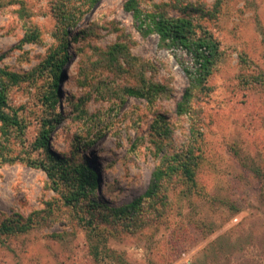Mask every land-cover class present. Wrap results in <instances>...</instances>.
<instances>
[{"label": "rangeland", "instance_id": "1", "mask_svg": "<svg viewBox=\"0 0 264 264\" xmlns=\"http://www.w3.org/2000/svg\"><path fill=\"white\" fill-rule=\"evenodd\" d=\"M8 1L0 0V66L26 74L64 44L55 85L60 117L48 145L87 164L97 182L69 204L61 183L27 163L45 158L32 145L53 112L42 97L53 75L10 87L8 102L24 129L8 151L25 159L0 163V225L12 230L0 234V264H264V0L141 2L171 16L180 14L177 4L189 6L219 44L212 74L185 112L179 104L191 59L159 46L156 34H140L126 0ZM63 4L72 7L66 31ZM29 26L39 29L40 41L21 44ZM116 41L144 64L140 77L158 85L156 94L123 93L140 77L102 63L100 51ZM182 152L197 162L191 181L174 175L163 185L165 198L159 191L132 214L121 212L165 158Z\"/></svg>", "mask_w": 264, "mask_h": 264}, {"label": "trees", "instance_id": "2", "mask_svg": "<svg viewBox=\"0 0 264 264\" xmlns=\"http://www.w3.org/2000/svg\"><path fill=\"white\" fill-rule=\"evenodd\" d=\"M86 1L91 6L97 0ZM142 1L144 0H126L123 4V8L131 13L134 22H136L139 33L143 36L151 33L156 34L159 46L173 52L177 50L183 51L191 59L192 63L190 66L183 65L188 76L189 86L184 91L182 96L183 102L179 104V110L185 112L188 102L193 97L192 93L194 89L196 88L199 91L204 89L208 78L212 74L213 65L219 56V44L197 22L196 16L189 10V6L183 4L178 6L177 4L180 14L171 16L163 11L142 8ZM176 1L179 3L181 0ZM12 2L13 0H9L5 5ZM1 6H4V3L0 2ZM62 7V9H59V21L61 29L66 31L68 26H70V19H72V7L68 8L67 4H63ZM17 11L19 16L22 17V14L27 12L25 4ZM63 39L66 41L65 38ZM39 41L40 31L36 26L26 28L24 37L20 40L21 44ZM63 46L64 44L60 43L57 49H50L46 58L26 74L9 71L0 66V163H12L17 159L20 161L25 159L24 157L12 156L8 151L11 138L15 134L23 132L24 129L22 119L17 110L11 107L8 102L9 88L19 84L25 78L43 76L46 72L50 73L53 75V79L42 97L46 103H49L53 112L52 115L47 116L43 120L40 135L32 145L35 149H42V152L45 153V158H29L26 160L28 164L44 170L53 185H60L61 183L69 192L65 198L66 202L76 204L80 198L85 199L87 197V194H85L86 187H90L93 191L97 182L96 174L85 163L72 162L70 159L55 154L48 145L50 129L53 122L57 121L60 117V113L55 111V103L57 102L60 105L55 85L58 83V79L62 77L60 71L61 64L67 59V52ZM99 55L103 64L114 68L119 73H129V69L132 68L131 71H133L132 75L134 77L139 78L143 74L144 64L140 60L138 61L130 56L129 47L124 42L116 41L114 44L100 51ZM119 58L123 59L125 65L121 64ZM181 62L183 63L184 61L181 60ZM259 77L252 78L251 81L258 83L261 81ZM138 83V85L125 86L123 93L144 97L145 94H156L159 89L158 85L151 84V82L144 80L143 77L138 79ZM196 163L194 156L189 152H182L174 154L170 158H165L162 164L152 172L150 182L144 193L125 205L121 209V212L132 214L133 210L144 198H152L159 191L160 196L164 194L165 198L166 190L163 185L166 186L174 175H182L191 181L195 173L193 166ZM17 229L23 231L26 229V226L19 224ZM9 231H12L11 228L4 224L0 225V234L8 233Z\"/></svg>", "mask_w": 264, "mask_h": 264}]
</instances>
